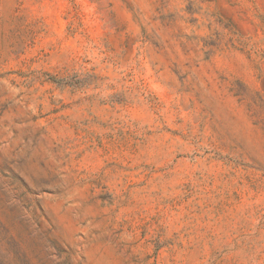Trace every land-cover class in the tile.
Wrapping results in <instances>:
<instances>
[{"label": "rangeland", "instance_id": "1", "mask_svg": "<svg viewBox=\"0 0 264 264\" xmlns=\"http://www.w3.org/2000/svg\"><path fill=\"white\" fill-rule=\"evenodd\" d=\"M0 264H264V0H0Z\"/></svg>", "mask_w": 264, "mask_h": 264}]
</instances>
